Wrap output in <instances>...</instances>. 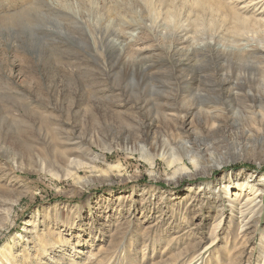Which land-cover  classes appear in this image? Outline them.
<instances>
[{
    "label": "rangeland",
    "instance_id": "obj_1",
    "mask_svg": "<svg viewBox=\"0 0 264 264\" xmlns=\"http://www.w3.org/2000/svg\"><path fill=\"white\" fill-rule=\"evenodd\" d=\"M260 69L264 0H0V264H264Z\"/></svg>",
    "mask_w": 264,
    "mask_h": 264
},
{
    "label": "bare ground",
    "instance_id": "obj_2",
    "mask_svg": "<svg viewBox=\"0 0 264 264\" xmlns=\"http://www.w3.org/2000/svg\"><path fill=\"white\" fill-rule=\"evenodd\" d=\"M205 3V0H198V4L199 5H203ZM115 52V51H114ZM263 69V68H262ZM261 70L262 74H261V79H260V83L262 85L260 90H262V95L264 97V71ZM258 72V71H257ZM259 73V72H258ZM257 73V74H258ZM94 75V74H93ZM258 78V77H257ZM252 80V79H251ZM242 88V87H241ZM206 90L202 89L201 91H199V93L196 95V97H204V92H211L212 94H221V92H224L225 91V88H224V82L222 83H219L218 85H213V86H208V87H205ZM234 90V89H233ZM232 90V91H233ZM203 93V94H202ZM260 93V92H259ZM233 97L232 99L236 98L237 101L239 102L238 106L241 107L244 109H247L249 107H251V111H248L247 115L241 120L243 122L244 125H242L240 128H238V130L240 131H244V132H241V135L242 136H245L247 138H250V137H253V136H259L260 134H264V98L261 96L259 99H260V102H253L254 104L251 103L252 106H249L250 103L249 100H248V96H242L240 95L239 91H235L233 93L230 94V98ZM242 97V98H241ZM247 98V99H246ZM263 98V99H261ZM233 101V100H232ZM185 104V103H184ZM191 104V103H190ZM195 104V103H193ZM218 104V103H217ZM186 105V104H185ZM188 106V105H187ZM213 106V105H212ZM226 110V108H224ZM228 111H223V109L221 108H213L211 111H208V110H204L202 109L201 113H205V118L208 119V118H213V122H209V120H206V122L204 124H202L200 126L199 129H196V131L198 130V135H213L219 131H229V130H235L234 126L232 127L233 123L231 122V124L229 125V121H235L236 122V118L234 116V112L233 114L231 115V117L229 116V114L227 113H230V109L227 108ZM230 110V111H229ZM207 113V114H206ZM198 124V123H197ZM107 128L105 127H101V122L97 121V135H103L102 138L104 136H107L108 133H107ZM100 130V131H99ZM103 131L106 133L104 134ZM150 131V129H149ZM149 134V132L147 133V135ZM197 134V133H196ZM232 135H236L235 132H232L231 133ZM156 140V139H155ZM167 140V139H166ZM158 140H156V143H157ZM108 142V141H107ZM111 142V141H110ZM102 143V142H101ZM155 143V144H156ZM164 143V142H163ZM173 143V142H172ZM160 145V144H159ZM171 145V144H170ZM161 146V145H160ZM176 147H182L184 149V151L188 152L190 154L189 157H191V160H192V163L195 164L196 166L198 165V163L201 162L202 158H203V154L200 153V155H196V156H193V153H194V146L192 145H188V143L184 142L183 140H178L177 142V145H175ZM168 149H172V151L174 150L173 148H168ZM199 149V148H198ZM213 146H210V153L213 155L214 152H213ZM203 152V150H202ZM171 157H174V156H171ZM180 160V159H179ZM80 164V163H79ZM220 167L221 164H215L213 165L214 167ZM195 166V167H196ZM212 167V166H210ZM177 175V174H175ZM186 175V173H179L178 176L181 177V176H184ZM238 177H233L232 179L229 180V182L231 183V185H234L233 182H238L239 181V177H240V174L236 175ZM175 177V176H174ZM258 177V179H257ZM233 182H232V181ZM257 180L258 184L259 185H263V177L256 173H252L250 174L248 177H247V187H249V182L251 181H255ZM249 185V186H248ZM244 187H246V185H244L242 187L241 190L244 189ZM249 188H252V187H249ZM258 193L256 194V196H253L254 198L253 199H257V198H260L259 195H261V192L263 190V187H260L257 189ZM248 200V199H247ZM246 200V201H247ZM257 211V210H256ZM258 213H261L259 211H257Z\"/></svg>",
    "mask_w": 264,
    "mask_h": 264
}]
</instances>
